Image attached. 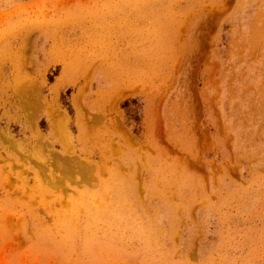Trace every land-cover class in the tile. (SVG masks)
Listing matches in <instances>:
<instances>
[{
    "label": "rangeland",
    "instance_id": "1",
    "mask_svg": "<svg viewBox=\"0 0 264 264\" xmlns=\"http://www.w3.org/2000/svg\"><path fill=\"white\" fill-rule=\"evenodd\" d=\"M0 264H264V0H0Z\"/></svg>",
    "mask_w": 264,
    "mask_h": 264
},
{
    "label": "bare ground",
    "instance_id": "2",
    "mask_svg": "<svg viewBox=\"0 0 264 264\" xmlns=\"http://www.w3.org/2000/svg\"><path fill=\"white\" fill-rule=\"evenodd\" d=\"M56 123H57V122H56ZM58 123H59V122H58ZM58 123H57V124H58ZM60 124H61V122H60ZM55 125H56V124H55ZM56 126H57V125H56ZM57 127L59 128V126H57ZM56 129H57V128H56Z\"/></svg>",
    "mask_w": 264,
    "mask_h": 264
}]
</instances>
